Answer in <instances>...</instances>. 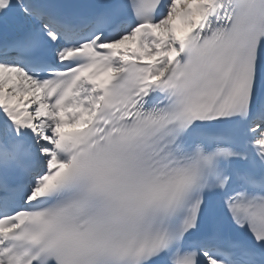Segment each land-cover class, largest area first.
I'll use <instances>...</instances> for the list:
<instances>
[{
	"label": "snow or ice",
	"instance_id": "6c2138e0",
	"mask_svg": "<svg viewBox=\"0 0 264 264\" xmlns=\"http://www.w3.org/2000/svg\"><path fill=\"white\" fill-rule=\"evenodd\" d=\"M0 264H264V0H0Z\"/></svg>",
	"mask_w": 264,
	"mask_h": 264
}]
</instances>
